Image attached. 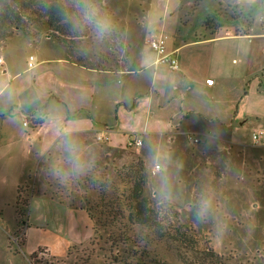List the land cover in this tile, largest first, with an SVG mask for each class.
<instances>
[{
	"label": "crops",
	"instance_id": "1",
	"mask_svg": "<svg viewBox=\"0 0 264 264\" xmlns=\"http://www.w3.org/2000/svg\"><path fill=\"white\" fill-rule=\"evenodd\" d=\"M142 1L145 9L112 1L116 39L100 40L103 45L31 31L18 32L3 47L0 264H69L92 237L79 190L89 168L110 151L140 153L154 194L177 209L191 206L196 216L192 199L209 201L215 237H225L237 215L252 219L248 202L255 199L264 229V138L252 140L264 130V0ZM240 12L251 17L248 24ZM161 35L177 60L175 71L144 46L145 37ZM115 40L116 49L106 47ZM32 114L44 122L24 127ZM208 132L215 138L206 139ZM66 133L86 168L64 178ZM137 139L141 146H132ZM68 181L78 182L75 192ZM24 195L27 223L17 253L8 239L18 232L14 207ZM238 232L248 237L251 231L244 226Z\"/></svg>",
	"mask_w": 264,
	"mask_h": 264
},
{
	"label": "trees",
	"instance_id": "2",
	"mask_svg": "<svg viewBox=\"0 0 264 264\" xmlns=\"http://www.w3.org/2000/svg\"><path fill=\"white\" fill-rule=\"evenodd\" d=\"M72 6L70 0H0V51L17 32L34 30L63 41L64 36L75 37L77 33L71 31L72 26L67 21ZM239 16L244 23H249L250 16L241 12ZM26 121L28 128L34 129L42 125L44 117L32 114ZM127 168L128 172L120 177L118 184L106 180L97 185L94 178L88 176L80 195L93 223L90 243L103 242L98 248L103 252L104 264H165L156 261L142 241L145 245L162 241L176 245L181 264H243L237 257L216 253L201 242L194 229L180 221V213L174 205L166 199H156L143 161ZM18 205L27 208L29 201L16 204V213L20 215ZM133 231L138 235L131 236Z\"/></svg>",
	"mask_w": 264,
	"mask_h": 264
},
{
	"label": "rangeland",
	"instance_id": "3",
	"mask_svg": "<svg viewBox=\"0 0 264 264\" xmlns=\"http://www.w3.org/2000/svg\"><path fill=\"white\" fill-rule=\"evenodd\" d=\"M70 1L73 5L74 0H70ZM112 1L115 7L117 6L115 5L116 2L119 5L121 4L133 5L134 3H138L140 5V7L137 6L138 9H145V1L143 2L142 0L140 1L138 0H95V3L104 13L108 14V10L110 9V7L111 6L113 7ZM72 13L67 19V21L71 24V26H72V23L70 22V17L72 16ZM36 31H38V29H36ZM39 31L41 32V30ZM71 31L76 32L77 35L75 37H72V34L66 37L64 36L63 39L65 40V42H75V41L78 42L82 40L83 41L90 40L92 38H94V40L97 39L95 32L91 28V26L86 25L82 29H75L72 26ZM48 33H50V30ZM116 34L117 33L113 31L112 34L106 38L116 39ZM114 42H116V40L112 42L111 41L107 42L106 47H111L113 49H116ZM98 44L103 45L101 41ZM2 49L0 51V55L3 54ZM118 63H121V62H118ZM139 161H143V163L145 164L144 160L141 158V154L136 152L135 150L110 151L108 152V154H106V156H104L102 162L96 163L89 168V172H90L89 177L94 178L97 185L103 184L106 180L114 184H118L120 177H122L126 172H128L127 167L130 165H135ZM145 166L147 167L146 164ZM134 167H139V166H134ZM147 170L150 174L149 184H150L151 189L154 192V189L152 187V179H151L152 175L148 167H147ZM84 178L85 177L79 180L80 183ZM77 183L78 182L76 181L74 182L68 181V185L70 186V190H72V192H75L74 186H77L78 185ZM79 191L83 192V190H79ZM23 192L24 190L21 189L20 194H22ZM252 193L248 194L247 197H250ZM155 196L157 200L160 199V197H158L157 195ZM92 199L95 200V194H92ZM23 200H28V196L27 195L21 196V200L19 203H21V201ZM198 202H199V199L197 197L192 199V204H195V208L198 207ZM257 202H258V199L248 202V204L252 203L251 206L248 205L249 210L253 212L252 219H249L248 217H244V215H237L232 220L229 219V221L227 222V224L229 225V228L224 234L225 237L224 236L215 237L214 234H216L217 232H212V230L210 232V229L211 228L213 229V227L210 228L211 220L208 219L209 216H207L206 219L204 220L198 219L197 216H193L189 214L188 210H189V207L191 206H189L186 209H177V210L180 213V221L182 223L190 225L194 229L200 241L206 243L216 253L237 257L236 259L241 260L243 264H264V247H262V242H264V229H262L261 225H259V220H258V218H260V215L263 213V211L254 207V205ZM218 206H219L217 207L218 212L224 210L223 204L221 202L218 203ZM14 208L16 210V205ZM18 209L21 212L20 215L17 214L16 216L18 220L17 222L18 232L15 235H10L8 239L9 248L13 252H17V253H19L20 245L24 238L23 232H24L25 225L27 223L28 207L26 208L24 206L18 205ZM244 226L247 227L248 231L249 230L251 231L248 237L244 236L243 234L241 236V234L238 232L240 227L242 228ZM135 231L139 232L137 230ZM135 231L131 232V236L138 235ZM16 235H18L17 236L18 242L14 241V237ZM90 240L86 244L74 250L73 252L74 256L72 257L71 260H69V264H104V261L102 258L103 252L100 251V249L98 248L99 246L103 245V242L102 243L100 242L98 245H91ZM142 243L144 246H146L150 255L156 261L160 260L161 262H164L165 264H181L176 245L166 242V241H162L159 243H151L148 245H145L144 241H142ZM103 247L107 249L108 246H103ZM34 262L35 261H33V263Z\"/></svg>",
	"mask_w": 264,
	"mask_h": 264
},
{
	"label": "clouds",
	"instance_id": "4",
	"mask_svg": "<svg viewBox=\"0 0 264 264\" xmlns=\"http://www.w3.org/2000/svg\"><path fill=\"white\" fill-rule=\"evenodd\" d=\"M73 9L72 16L70 17L73 28L82 29L86 25L91 26L98 40L105 39L114 31L112 18L96 5L95 0H74ZM214 138L212 132L207 133L206 139L211 140ZM64 144L69 164V169L64 174V178L81 175L85 171L86 164L82 160L79 146L71 139L70 133L65 134ZM209 206V201H200L196 210L198 219H206Z\"/></svg>",
	"mask_w": 264,
	"mask_h": 264
},
{
	"label": "built area",
	"instance_id": "5",
	"mask_svg": "<svg viewBox=\"0 0 264 264\" xmlns=\"http://www.w3.org/2000/svg\"><path fill=\"white\" fill-rule=\"evenodd\" d=\"M165 40L166 37L165 36H157V37H150L147 36L144 38V46L147 47L148 49L154 51L157 55H158V60L160 62H164V63H168L169 67L171 70L175 71L178 69V63L177 60L175 58L170 57V55L167 53L166 51V45H165ZM33 62H34V57L30 56L29 57V63L28 66L32 67L33 66ZM2 64H3V58L0 55V70L2 69ZM206 84L207 85H212L213 84V80L212 79H208L206 80ZM24 127H27V121L25 120L23 122ZM264 138V130H259L256 131L255 133H253L252 135V140L254 143H261V140ZM96 139L98 141H103L104 140V135L99 134L97 135ZM188 139L194 143H198V139L193 137L192 135H188ZM142 142L141 140L137 139L134 142L131 143L132 146H136L139 147L141 146ZM156 168H158V166H156ZM17 236L16 235L14 237V241H17Z\"/></svg>",
	"mask_w": 264,
	"mask_h": 264
}]
</instances>
